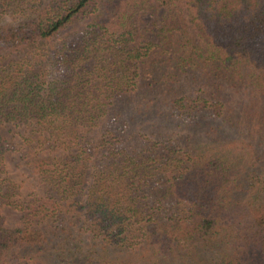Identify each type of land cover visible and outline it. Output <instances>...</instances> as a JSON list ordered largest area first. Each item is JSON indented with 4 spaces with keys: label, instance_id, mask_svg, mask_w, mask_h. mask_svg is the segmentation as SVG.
Wrapping results in <instances>:
<instances>
[{
    "label": "trees",
    "instance_id": "1",
    "mask_svg": "<svg viewBox=\"0 0 264 264\" xmlns=\"http://www.w3.org/2000/svg\"><path fill=\"white\" fill-rule=\"evenodd\" d=\"M0 264H264V0H0Z\"/></svg>",
    "mask_w": 264,
    "mask_h": 264
},
{
    "label": "rangeland",
    "instance_id": "2",
    "mask_svg": "<svg viewBox=\"0 0 264 264\" xmlns=\"http://www.w3.org/2000/svg\"><path fill=\"white\" fill-rule=\"evenodd\" d=\"M144 20H153V17L146 15ZM23 128H15L11 125H5L2 128V132L6 139L11 143H18L20 141V133H22ZM12 137V138H11ZM15 148H19L18 145H14ZM7 153L6 168L7 173L12 179L21 184V194L28 192L35 187V178L29 168L19 164L20 152L10 150ZM2 215L5 220V225L8 228H15L20 225V213L8 206H3L1 209Z\"/></svg>",
    "mask_w": 264,
    "mask_h": 264
}]
</instances>
